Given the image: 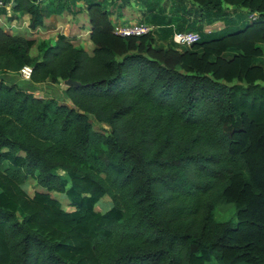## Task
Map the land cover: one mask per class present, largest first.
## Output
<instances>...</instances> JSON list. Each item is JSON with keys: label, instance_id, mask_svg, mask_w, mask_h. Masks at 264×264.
<instances>
[{"label": "trees", "instance_id": "16d2710c", "mask_svg": "<svg viewBox=\"0 0 264 264\" xmlns=\"http://www.w3.org/2000/svg\"><path fill=\"white\" fill-rule=\"evenodd\" d=\"M46 1L5 0L32 30ZM104 1L85 0L92 54L59 35L36 57L35 38L0 26V73L33 68L0 78V264H264V0H146L158 28L140 36L116 34ZM193 7L246 17L205 31ZM175 31L200 38L180 48ZM66 79L82 83L70 103L28 89ZM68 183L74 211L53 195ZM105 196L106 212L84 203Z\"/></svg>", "mask_w": 264, "mask_h": 264}, {"label": "rangeland", "instance_id": "374dc122", "mask_svg": "<svg viewBox=\"0 0 264 264\" xmlns=\"http://www.w3.org/2000/svg\"><path fill=\"white\" fill-rule=\"evenodd\" d=\"M61 0H53L51 3L50 0L43 2V7H46V10L50 12L45 20V25L39 27L35 31L29 27V21L31 16L27 13H14L11 16H7L5 10L2 11L0 7V26L5 27L8 32H13L16 34H23L27 37L30 35H35L36 44L32 48L33 56H40L41 50L50 44H54L58 39L59 35H64L68 40L72 41L75 45L83 46L86 50V44L94 43L89 39V18L86 12L85 0H80L76 3L68 2L63 6L60 5ZM105 0L104 3L107 7L115 8L117 19L116 22L122 23H133L141 22L146 20L145 6L144 3L146 0ZM158 1V0H152ZM196 7H193V10L190 14V19H196L197 25L203 28L205 31H215L221 30L227 27L229 19H235V22L241 23V20L246 17V14L243 13L242 9H232L231 7L226 8V15L223 18L216 19L213 23H207L206 20H203L202 17L197 13L195 15ZM3 12V13H2ZM12 13V12H11ZM53 13V14H52ZM3 14V15H2ZM14 30V31H13ZM18 30V31H15ZM199 30V29H198ZM167 45V44H161ZM95 46V45H94ZM264 50V43L262 44ZM93 49L87 50L92 54ZM259 62L264 65V55L259 59ZM10 73V72H9ZM0 78H3L7 81H21L24 78L18 73H10V75H3L0 73ZM15 79V80H14ZM264 84V82H262ZM28 89L34 92L37 96L41 97H50L55 96L62 101L70 103V99L65 94L66 86L62 83L55 84L49 81L43 82V84L36 86L32 85ZM91 121L94 127L98 130L109 129L110 127L104 123L95 119L93 115L90 116ZM64 174L65 179L71 177L69 173L61 172ZM24 188L30 195H34L36 190H44L36 184V182L30 179L24 184ZM67 191L63 193L53 192V195L62 201L64 208L68 211H74L75 207L72 204L74 196L69 191L70 185L68 183ZM81 200V199H78ZM84 203L86 205L94 207L96 211L106 212L109 210L113 203L108 196H105L99 200H94L89 197L84 198ZM235 208L232 205L221 204L216 210V218L219 221H227L234 216ZM208 264H218L215 258Z\"/></svg>", "mask_w": 264, "mask_h": 264}, {"label": "built area", "instance_id": "2783aa9c", "mask_svg": "<svg viewBox=\"0 0 264 264\" xmlns=\"http://www.w3.org/2000/svg\"><path fill=\"white\" fill-rule=\"evenodd\" d=\"M12 3H6L5 0H0V7L5 9L7 16L13 14ZM12 12V13H11ZM0 16V21H1ZM158 26L145 23V22H133V23H121L114 22V32L121 36H140L150 32H154ZM200 38V34L196 31H175L173 34L174 43L182 48L189 47ZM33 68L30 65H25L19 73L25 80H30L32 76Z\"/></svg>", "mask_w": 264, "mask_h": 264}, {"label": "crops", "instance_id": "0c3cea01", "mask_svg": "<svg viewBox=\"0 0 264 264\" xmlns=\"http://www.w3.org/2000/svg\"><path fill=\"white\" fill-rule=\"evenodd\" d=\"M134 2H138V0H135ZM3 15V14H2ZM13 15H14V12H13ZM112 20H113V22H116L115 20L117 19V15H116V13L115 14H113L112 16ZM121 22V21H120ZM122 23V22H121ZM3 29L5 30V31H8L5 27H3ZM14 31V30H13ZM15 31H18V30H15ZM35 31V30H34ZM10 33H13V32H10ZM89 33H90V31H89ZM35 36H36V34L35 35H30L29 37H31V38H35ZM86 48H87V50H89V49H93L94 48V45H91V43H87L86 44ZM10 75V73H3V75ZM15 80V79H14ZM7 81V80H6ZM16 81H17V79H16ZM16 81H9V82H16ZM18 82H20V83H26V80L25 79H23V80H21V81H18ZM41 84H43V82L42 83H36L35 85L36 86H39V85H41Z\"/></svg>", "mask_w": 264, "mask_h": 264}, {"label": "water", "instance_id": "95a60500", "mask_svg": "<svg viewBox=\"0 0 264 264\" xmlns=\"http://www.w3.org/2000/svg\"><path fill=\"white\" fill-rule=\"evenodd\" d=\"M63 84L66 87H79L82 85V83L80 81L73 80V79H66V80H64Z\"/></svg>", "mask_w": 264, "mask_h": 264}]
</instances>
